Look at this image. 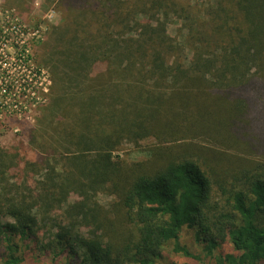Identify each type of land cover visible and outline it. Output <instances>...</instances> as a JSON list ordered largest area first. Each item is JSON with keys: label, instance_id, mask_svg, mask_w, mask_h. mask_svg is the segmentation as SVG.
Here are the masks:
<instances>
[{"label": "trees", "instance_id": "trees-1", "mask_svg": "<svg viewBox=\"0 0 264 264\" xmlns=\"http://www.w3.org/2000/svg\"><path fill=\"white\" fill-rule=\"evenodd\" d=\"M56 1L35 156L0 147V264L196 259L187 229L218 264H264V0Z\"/></svg>", "mask_w": 264, "mask_h": 264}, {"label": "rangeland", "instance_id": "rangeland-1", "mask_svg": "<svg viewBox=\"0 0 264 264\" xmlns=\"http://www.w3.org/2000/svg\"><path fill=\"white\" fill-rule=\"evenodd\" d=\"M186 1L201 7L207 0ZM62 5L56 0H0V25L19 26L25 31L24 35L27 38L25 47L28 50L33 69L31 74L33 90L28 97H14L11 93L10 95L2 94L1 87L6 88L7 85L11 90H14L13 86L17 84L12 83L11 80L5 82L3 78L1 79L3 82L0 83V147L5 148L8 145L7 148L10 147L12 149L14 145L22 154L27 152L30 157L35 156L32 146L29 144L32 133L30 129L37 126L41 109L50 103L53 76L50 68L44 63L46 58L45 46L54 27H60L65 21L64 7ZM180 29L181 22L176 18L168 25V32L173 37L178 36ZM16 48L9 43L5 47L9 57L7 55V59L2 62L4 68L1 70L0 77L1 75L5 77L12 76L23 81L28 72H24V67L19 62ZM43 49L44 53L41 54ZM2 71L5 74H2ZM35 87L38 88L36 92L34 91ZM15 105L19 106L15 107ZM153 142L154 140L152 139L143 141L140 145L126 142L116 152L115 156H120L128 163L144 161L149 157L148 150ZM242 156L245 157V155ZM115 199V196L102 192L97 196L98 202L106 207L114 202ZM181 240L198 258H185L181 254L175 253L173 245L169 244L164 250L163 258L159 264H218L219 252H215L214 255H208L204 245L196 242L193 229L183 231ZM51 263L52 257L47 256L43 257V260L31 264Z\"/></svg>", "mask_w": 264, "mask_h": 264}, {"label": "built area", "instance_id": "built-area-1", "mask_svg": "<svg viewBox=\"0 0 264 264\" xmlns=\"http://www.w3.org/2000/svg\"><path fill=\"white\" fill-rule=\"evenodd\" d=\"M25 31L21 29L19 26H9L7 24L0 25V73L1 70L4 68L2 65V62L7 59V55L9 57V53L5 50V47L7 44H12L14 48H16V54L18 55V60L19 62L23 65L24 67V72H28L25 75V78L23 81L18 78H14L12 76H2L0 77V83L3 81L1 80L2 78L4 79L5 82H8V80H11L12 83H16L17 85L13 86L15 88L14 90H11V88L7 87L2 88L1 87V92L2 94H13L15 97H28V95L32 94L33 90V78H31V74L33 73L32 69V61L28 55V50L25 47L26 44V37L24 35ZM7 52V53H6ZM21 67V66H20ZM2 74H5L4 71H2ZM9 92H8V91ZM19 105H15V107H18Z\"/></svg>", "mask_w": 264, "mask_h": 264}]
</instances>
